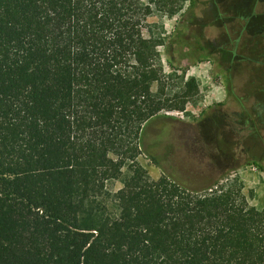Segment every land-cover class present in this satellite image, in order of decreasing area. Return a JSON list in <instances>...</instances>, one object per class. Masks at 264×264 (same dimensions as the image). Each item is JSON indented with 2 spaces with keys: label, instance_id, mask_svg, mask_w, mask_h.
I'll use <instances>...</instances> for the list:
<instances>
[{
  "label": "trees",
  "instance_id": "obj_1",
  "mask_svg": "<svg viewBox=\"0 0 264 264\" xmlns=\"http://www.w3.org/2000/svg\"><path fill=\"white\" fill-rule=\"evenodd\" d=\"M173 1L0 0V264H264V208L241 189L175 146L163 179L138 161L196 88L168 97L146 33Z\"/></svg>",
  "mask_w": 264,
  "mask_h": 264
},
{
  "label": "rangeland",
  "instance_id": "obj_2",
  "mask_svg": "<svg viewBox=\"0 0 264 264\" xmlns=\"http://www.w3.org/2000/svg\"><path fill=\"white\" fill-rule=\"evenodd\" d=\"M146 33L163 41L160 83L168 97L190 80L196 88L185 90L184 110L166 109L146 125L154 139L139 163L152 179H163L155 161L163 163L175 146L211 187L218 181L224 190L241 189L250 205L264 208V175L253 171H264V0H174L156 6ZM175 112L183 118L168 114ZM167 118L176 125L160 140ZM210 118L209 137L201 126ZM122 179L108 182V190L122 188Z\"/></svg>",
  "mask_w": 264,
  "mask_h": 264
},
{
  "label": "flooded vegetation",
  "instance_id": "obj_3",
  "mask_svg": "<svg viewBox=\"0 0 264 264\" xmlns=\"http://www.w3.org/2000/svg\"><path fill=\"white\" fill-rule=\"evenodd\" d=\"M212 122V119L210 118V119H208L207 120V125H202L201 127H202V131L205 133V135L206 136H211V133H212V128H214V124L213 123H211ZM211 123V124H210Z\"/></svg>",
  "mask_w": 264,
  "mask_h": 264
},
{
  "label": "built area",
  "instance_id": "obj_4",
  "mask_svg": "<svg viewBox=\"0 0 264 264\" xmlns=\"http://www.w3.org/2000/svg\"><path fill=\"white\" fill-rule=\"evenodd\" d=\"M168 114H173V115H176V116H181V118H183V115H184V113L183 112H175V113H168ZM258 170V171H257ZM253 171H255V172H261L263 175H264V171H260L259 170V168L258 167H256L255 165H254V167H253Z\"/></svg>",
  "mask_w": 264,
  "mask_h": 264
}]
</instances>
